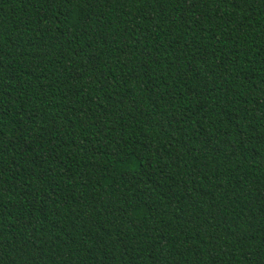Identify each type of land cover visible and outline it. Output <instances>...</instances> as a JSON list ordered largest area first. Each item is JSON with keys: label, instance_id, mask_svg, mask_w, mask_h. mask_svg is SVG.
<instances>
[{"label": "trees", "instance_id": "obj_1", "mask_svg": "<svg viewBox=\"0 0 264 264\" xmlns=\"http://www.w3.org/2000/svg\"><path fill=\"white\" fill-rule=\"evenodd\" d=\"M0 264H264V0H0Z\"/></svg>", "mask_w": 264, "mask_h": 264}]
</instances>
